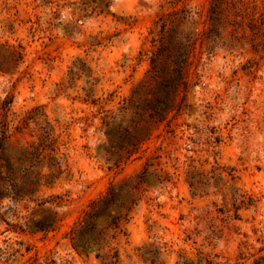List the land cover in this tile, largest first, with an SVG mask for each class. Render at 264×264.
<instances>
[{
	"label": "rangeland",
	"instance_id": "obj_1",
	"mask_svg": "<svg viewBox=\"0 0 264 264\" xmlns=\"http://www.w3.org/2000/svg\"><path fill=\"white\" fill-rule=\"evenodd\" d=\"M0 264H264V0H0Z\"/></svg>",
	"mask_w": 264,
	"mask_h": 264
},
{
	"label": "trees",
	"instance_id": "obj_2",
	"mask_svg": "<svg viewBox=\"0 0 264 264\" xmlns=\"http://www.w3.org/2000/svg\"><path fill=\"white\" fill-rule=\"evenodd\" d=\"M172 46L176 47L179 43L176 40L172 41ZM178 50V49H177ZM172 67L167 63H162L157 67L156 61L151 62L152 71H155L158 81L154 90L155 98L153 101L146 103V108L149 111L148 117L157 124L165 122L169 116L174 112V102L180 93V85L186 84V76L188 69L181 54H177L172 61ZM177 113V112H176ZM132 133L129 129L120 131L118 140H114L113 135H108V141L111 146L118 148V150H126V160L138 154L142 145L149 140V131L146 128L141 130L134 129ZM130 146L129 148L126 146ZM144 181V173L140 175V183ZM113 188H109L107 194L101 198L103 207L93 214L94 218H98L108 212V206L115 202ZM116 219L112 220L115 224ZM50 228V227H47ZM47 230V229H43Z\"/></svg>",
	"mask_w": 264,
	"mask_h": 264
}]
</instances>
